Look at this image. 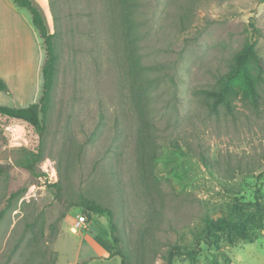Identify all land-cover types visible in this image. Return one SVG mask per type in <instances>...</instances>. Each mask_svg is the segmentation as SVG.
I'll return each instance as SVG.
<instances>
[{
  "label": "rangeland",
  "instance_id": "374dc122",
  "mask_svg": "<svg viewBox=\"0 0 264 264\" xmlns=\"http://www.w3.org/2000/svg\"><path fill=\"white\" fill-rule=\"evenodd\" d=\"M43 1L59 54L44 160L35 174L20 165L40 137L0 115V210L26 190L0 222V264H122L107 217L72 230L83 200L113 211L128 264H168L206 212L264 198V85L259 108L239 95L232 113H210L203 94L247 44L264 57V0ZM39 60L30 12L0 0V63L18 79L0 105L39 100ZM214 260L264 264V228L254 243L203 244L196 261L173 264Z\"/></svg>",
  "mask_w": 264,
  "mask_h": 264
},
{
  "label": "trees",
  "instance_id": "16d2710c",
  "mask_svg": "<svg viewBox=\"0 0 264 264\" xmlns=\"http://www.w3.org/2000/svg\"><path fill=\"white\" fill-rule=\"evenodd\" d=\"M14 4L27 9L32 16V23L43 40L45 60L42 66L43 90L39 100L27 107H9L0 105V115L21 121L31 127L40 137L36 151H26L20 165L35 174L37 167L44 160L43 138L46 135V120L53 103V94L59 65V54L56 45V34L50 32L46 17L35 0H13ZM264 85V57L259 54L254 43L247 44L238 52L233 60L231 71L222 76L218 86L212 90H204L208 110L218 114L221 109L232 113L236 98L242 95L254 108H259V88ZM9 85L0 78V92L9 91ZM148 128V125L146 126ZM3 171V172H2ZM4 173L0 166V173ZM26 190L21 189L11 194L7 206L0 210V222L8 210L22 197ZM88 219L93 215L107 217L114 242L111 258L121 256L122 264H128L127 257L117 250L120 243L114 223V213L95 201L83 200L79 205ZM199 230L193 233V242L174 244L166 254L168 264H173L177 257L196 261L202 252V245L222 250V243L233 246L237 241L254 243L258 231L264 228V198L260 190L256 191L253 201H244L238 197L228 208V214L213 218L206 212ZM21 244L17 245L18 249ZM210 264H218L217 260Z\"/></svg>",
  "mask_w": 264,
  "mask_h": 264
},
{
  "label": "crops",
  "instance_id": "0c3cea01",
  "mask_svg": "<svg viewBox=\"0 0 264 264\" xmlns=\"http://www.w3.org/2000/svg\"><path fill=\"white\" fill-rule=\"evenodd\" d=\"M41 7H45V3H44V1L43 0H35ZM42 60H39L37 63H38V65L39 66H42V62H41ZM4 66L5 65H2L1 63H0V77H1V79H3L8 85H9V87H11L12 85H16V81L18 80L17 78H15V77H11V76H13L12 74L10 75V77H6L7 75L5 74V73H3V68H4ZM10 68V66H7V69H9ZM6 69V70H7ZM9 80V81H8ZM16 88H17V86H16Z\"/></svg>",
  "mask_w": 264,
  "mask_h": 264
},
{
  "label": "built area",
  "instance_id": "2783aa9c",
  "mask_svg": "<svg viewBox=\"0 0 264 264\" xmlns=\"http://www.w3.org/2000/svg\"><path fill=\"white\" fill-rule=\"evenodd\" d=\"M88 222V218L86 216H81L77 223L73 226L72 230L76 231L77 228L81 227L82 225H85Z\"/></svg>",
  "mask_w": 264,
  "mask_h": 264
}]
</instances>
